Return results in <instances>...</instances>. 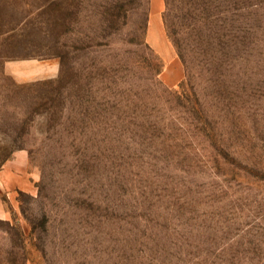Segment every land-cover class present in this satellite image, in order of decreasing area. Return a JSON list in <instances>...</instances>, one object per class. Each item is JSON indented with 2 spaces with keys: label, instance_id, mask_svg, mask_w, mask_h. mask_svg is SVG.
Here are the masks:
<instances>
[{
  "label": "rangeland",
  "instance_id": "obj_1",
  "mask_svg": "<svg viewBox=\"0 0 264 264\" xmlns=\"http://www.w3.org/2000/svg\"><path fill=\"white\" fill-rule=\"evenodd\" d=\"M19 151L0 264H264V0H0Z\"/></svg>",
  "mask_w": 264,
  "mask_h": 264
},
{
  "label": "crops",
  "instance_id": "obj_2",
  "mask_svg": "<svg viewBox=\"0 0 264 264\" xmlns=\"http://www.w3.org/2000/svg\"><path fill=\"white\" fill-rule=\"evenodd\" d=\"M37 68L38 70L44 69L41 66ZM18 74L26 75L28 73L18 71ZM29 184L27 154L24 151H19L0 168V218H7L9 216L5 205V196L10 198L13 193L27 189Z\"/></svg>",
  "mask_w": 264,
  "mask_h": 264
}]
</instances>
